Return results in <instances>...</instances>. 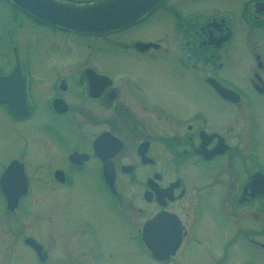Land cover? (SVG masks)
Returning <instances> with one entry per match:
<instances>
[{
	"label": "flooded vegetation",
	"instance_id": "obj_1",
	"mask_svg": "<svg viewBox=\"0 0 264 264\" xmlns=\"http://www.w3.org/2000/svg\"><path fill=\"white\" fill-rule=\"evenodd\" d=\"M10 6L51 33L49 49L64 50L43 78L23 75L15 53L0 73L16 67L24 94L19 113L0 101L2 125L30 120L40 104L46 112L36 122L47 131L28 140L34 149L27 163L18 155L0 171V221L12 220L8 228L32 264H89L53 252L55 241L27 231L40 215L49 232L69 238L66 251L107 247L127 233L160 264H264V171L252 137L264 119V104L256 103L264 102V0H162L98 34L50 26ZM81 47L114 49L121 63H157L159 77L142 80L157 84L172 114L151 117L155 87L136 79L117 84L112 72L75 58ZM199 96L209 97L206 107L193 105ZM24 200L31 206L21 210ZM215 206L222 227L210 216ZM1 236L4 258L10 247ZM207 247L218 250L215 258L187 259Z\"/></svg>",
	"mask_w": 264,
	"mask_h": 264
},
{
	"label": "rangeland",
	"instance_id": "obj_2",
	"mask_svg": "<svg viewBox=\"0 0 264 264\" xmlns=\"http://www.w3.org/2000/svg\"><path fill=\"white\" fill-rule=\"evenodd\" d=\"M48 32L47 29L33 24L22 14L15 12L11 8L10 3L0 0V73L4 71L3 67L5 65H10V60H13V53H15L17 60L23 65L21 69L23 75H26L29 70L32 79L34 77L36 79L43 78L48 69L52 67L57 68L58 62L55 60L56 54L59 55L64 53V50L61 47L57 50L48 48V38H51V33L49 32V34ZM87 39L88 38H85V40ZM72 52H76V59L86 58L93 64L112 72L113 76H117V84L123 83L124 80L129 79H136L141 85L150 83L151 86L155 87V93L149 96L151 103L149 104V109L153 114L151 117L164 116L166 112L169 113L168 115L172 114L169 111L170 108H167L169 105L166 101L167 98H164V95L156 89L157 84L153 83L150 79H146L145 81L142 80L143 74L148 78L152 76L159 77V73L152 69L158 68L157 63L143 62L130 64L127 61L121 63L119 61V56L115 53L114 49L108 47L104 50L99 52L95 51L93 53L89 52V50H85L84 47ZM118 71L123 73V75H118ZM37 83H39V81L35 82V85ZM31 90L33 93L34 86H32ZM208 98V96H199L198 101H193L192 103L193 105L197 104L198 107H206ZM153 102H155L156 105H153ZM256 103L264 104L263 101H258ZM180 106L182 107L184 104ZM190 107L191 104L184 108ZM42 115H46V112L43 105L40 104L36 113H34L30 120L21 123H8L6 121V123L3 122V125L0 122V171L9 160L18 155H21L23 161L26 160L27 163L28 159L26 157L31 156L30 152L32 153L34 149L33 144L28 142V140H31L32 135L34 134L47 131L44 122H36V120L42 119ZM259 122H261L258 124L259 129L256 127L252 129L255 131V134L252 137H254V148L259 155L261 167L264 171V119H259ZM60 132L63 140L68 143L72 142L75 138V136L65 127H61ZM154 145L157 146V141H154ZM43 155H45L44 152L42 157ZM160 157L164 159V157L166 158V155L163 154L160 155ZM120 159L124 162L132 161L131 155L128 157L121 155ZM207 196L208 194H206V197ZM28 206H31V203L29 204L28 200H24L21 210L28 209ZM3 209V198L0 193V217H2L1 214ZM221 211V208L215 206L213 214H210L214 222L220 223L217 227H222L221 216L217 215L220 214ZM28 213L30 214V212ZM40 216H38L37 219H29L27 226L25 225L27 231L33 232L35 236L44 239V243H47L49 238L52 239L55 241V246L52 247L53 252H60L63 257H69L75 262H87L89 264H160L154 261L153 258H151V256L136 242L129 239L126 235L127 233L123 234L122 237L118 235L115 239L114 237L111 239V242L119 240L118 244L108 242L107 247L103 244L100 248H88V246H85L78 250L73 249L66 251L69 245L65 247L64 243H68L69 238L63 237V234H60V232L58 233L57 231L49 232L47 219ZM8 220L9 219L7 218L6 220L3 219L2 222L0 221V234H2L1 237L4 242L3 245H5V250L10 247V250H7L5 253L4 258L0 256V264H32L33 262H31L28 254H26L27 252L19 245L16 237L13 235L10 228H8L10 221H12ZM225 226L227 227V225ZM102 237L105 238V235L102 234ZM217 253L218 250L215 247L201 248L193 251L191 250L190 256L187 259L191 261L205 262L215 258Z\"/></svg>",
	"mask_w": 264,
	"mask_h": 264
},
{
	"label": "water",
	"instance_id": "obj_3",
	"mask_svg": "<svg viewBox=\"0 0 264 264\" xmlns=\"http://www.w3.org/2000/svg\"><path fill=\"white\" fill-rule=\"evenodd\" d=\"M7 1L39 22L76 33L98 34L141 18L162 0H93L82 3L65 0ZM14 69L8 76L0 77V101L7 102L15 113H19L24 110V101L22 88L16 81L17 68ZM151 252L155 257L161 254L157 250Z\"/></svg>",
	"mask_w": 264,
	"mask_h": 264
}]
</instances>
